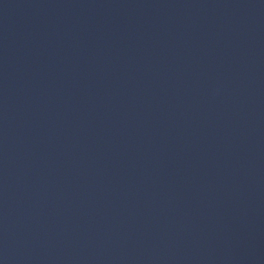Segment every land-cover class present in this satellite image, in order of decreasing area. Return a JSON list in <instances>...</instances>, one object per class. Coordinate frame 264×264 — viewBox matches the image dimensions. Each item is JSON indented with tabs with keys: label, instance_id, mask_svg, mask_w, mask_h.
I'll return each mask as SVG.
<instances>
[{
	"label": "water",
	"instance_id": "water-1",
	"mask_svg": "<svg viewBox=\"0 0 264 264\" xmlns=\"http://www.w3.org/2000/svg\"><path fill=\"white\" fill-rule=\"evenodd\" d=\"M143 120L264 258V0H62Z\"/></svg>",
	"mask_w": 264,
	"mask_h": 264
}]
</instances>
